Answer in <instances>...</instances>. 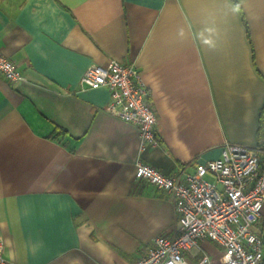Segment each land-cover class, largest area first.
Returning a JSON list of instances; mask_svg holds the SVG:
<instances>
[{"label": "crops", "instance_id": "1", "mask_svg": "<svg viewBox=\"0 0 264 264\" xmlns=\"http://www.w3.org/2000/svg\"><path fill=\"white\" fill-rule=\"evenodd\" d=\"M0 54L24 76L0 75L6 264H133L177 234L173 200L135 179L137 161L183 178L264 137V0H0ZM111 59L134 65L156 114L142 151L139 126L105 109L108 89L79 84ZM253 231L264 264V205Z\"/></svg>", "mask_w": 264, "mask_h": 264}, {"label": "built area", "instance_id": "2", "mask_svg": "<svg viewBox=\"0 0 264 264\" xmlns=\"http://www.w3.org/2000/svg\"><path fill=\"white\" fill-rule=\"evenodd\" d=\"M0 75L9 83L24 81L15 61L0 54ZM82 88L105 87L110 93L106 110L139 126V148L155 144L156 114L148 101L141 75L133 64L109 60L90 65L79 79ZM213 178L209 181L205 178ZM134 177L166 192L174 202L177 234L154 237L133 264H190L184 254H202L200 242L209 239L223 250L217 264H261L263 244L253 231L264 205V137L255 148L227 144L216 160L195 164L183 178L166 175L137 161ZM0 241V264L3 257Z\"/></svg>", "mask_w": 264, "mask_h": 264}, {"label": "rangeland", "instance_id": "3", "mask_svg": "<svg viewBox=\"0 0 264 264\" xmlns=\"http://www.w3.org/2000/svg\"><path fill=\"white\" fill-rule=\"evenodd\" d=\"M205 178H206L207 180H209V181H212V180H213V178H212L211 176H209V175H206Z\"/></svg>", "mask_w": 264, "mask_h": 264}, {"label": "clouds", "instance_id": "4", "mask_svg": "<svg viewBox=\"0 0 264 264\" xmlns=\"http://www.w3.org/2000/svg\"><path fill=\"white\" fill-rule=\"evenodd\" d=\"M237 10H238V9H237ZM204 43H206V44H210L211 41H209V40H205Z\"/></svg>", "mask_w": 264, "mask_h": 264}]
</instances>
